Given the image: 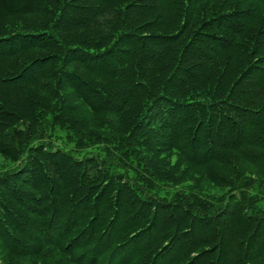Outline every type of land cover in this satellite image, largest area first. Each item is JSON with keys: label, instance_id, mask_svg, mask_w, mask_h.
Instances as JSON below:
<instances>
[{"label": "trees", "instance_id": "trees-1", "mask_svg": "<svg viewBox=\"0 0 264 264\" xmlns=\"http://www.w3.org/2000/svg\"><path fill=\"white\" fill-rule=\"evenodd\" d=\"M0 158V264H264V0H0Z\"/></svg>", "mask_w": 264, "mask_h": 264}, {"label": "rangeland", "instance_id": "rangeland-1", "mask_svg": "<svg viewBox=\"0 0 264 264\" xmlns=\"http://www.w3.org/2000/svg\"><path fill=\"white\" fill-rule=\"evenodd\" d=\"M0 163H1V158H0ZM6 164V166L5 167H8L9 165L7 164V163H5ZM213 192H218L217 190H212Z\"/></svg>", "mask_w": 264, "mask_h": 264}]
</instances>
